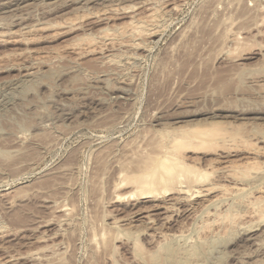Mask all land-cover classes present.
<instances>
[{
  "label": "rangeland",
  "instance_id": "1",
  "mask_svg": "<svg viewBox=\"0 0 264 264\" xmlns=\"http://www.w3.org/2000/svg\"><path fill=\"white\" fill-rule=\"evenodd\" d=\"M263 16L264 0H0V264H264ZM176 138L229 189L139 187Z\"/></svg>",
  "mask_w": 264,
  "mask_h": 264
},
{
  "label": "bare ground",
  "instance_id": "2",
  "mask_svg": "<svg viewBox=\"0 0 264 264\" xmlns=\"http://www.w3.org/2000/svg\"><path fill=\"white\" fill-rule=\"evenodd\" d=\"M233 2V1H232ZM231 2V3H232ZM248 6H250V5H248ZM253 7H254V5H253ZM256 7V6H255ZM243 8V7H242ZM259 10V9H258ZM102 13V12H101ZM229 13H231V12H229ZM243 13V12H242ZM99 15V14H98ZM149 16V15H148ZM154 16V15H153ZM235 16V15H234ZM239 15L237 14V16L235 17V18H239L238 17ZM240 16H242V15H240ZM151 17V16H150ZM233 17V16H232ZM231 17V18H232ZM247 18L248 16H242V18ZM212 18V17H211ZM214 18V17H213ZM227 18H229V17H227ZM234 18V17H233ZM245 18V19H246ZM249 18H251V16L249 17ZM261 18V17H260ZM219 19V18H218ZM216 20H217V17H216ZM215 20V21H216ZM220 20V19H219ZM219 20H217V21H219ZM222 20H224V18L222 17V19H221V21ZM229 19H227L226 20V17H225V21L227 22ZM239 21H240V19H238ZM247 20V19H246ZM250 20V19H249ZM253 20V22L255 21V19H251L250 21H252ZM263 22H264V16L262 17V19H261ZM212 21V20H211ZM217 21H216V23H217ZM232 21V20H231ZM249 21V22H250ZM260 21V20H259ZM262 21L260 22L261 24H263L262 23ZM214 22V21H213ZM212 22V23H213ZM222 22H224V21H222ZM225 22V23H226ZM234 24H235V22H234V20L232 21ZM236 22H237V20H236ZM242 24L240 25V24H237L238 25V30H237V40L239 39V38H242V36L240 37V35H238V34H241L242 33V31H244V32H246V31H248L249 29H247L251 24L250 23H246V21H240ZM220 23V25H221V22H219ZM224 23V24H225ZM252 23V22H251ZM257 23H259V22H257ZM223 24V23H222ZM223 24V25H224ZM231 24V23H230ZM246 24L248 25V27L246 26ZM254 25H255V22L253 23ZM223 25H222V27H223ZM258 25V24H257ZM206 26V25H205ZM213 26V25H212ZM259 26V25H258ZM208 28H209V26H207ZM247 27V28H246ZM254 27V26H253ZM124 28V27H123ZM135 28V27H134ZM206 28V27H205ZM205 28L203 29V30H205ZM210 28H212L211 27V25H210ZM209 28V29H210ZM213 28H214V26H213ZM212 28V29H213ZM255 28V27H254ZM209 29H207L206 28V30L208 31ZM217 29L218 28H214L213 30H216L217 31ZM236 29V28H235ZM247 29V30H246ZM260 29V28H259ZM132 30H133V28H132ZM136 30V29H135ZM200 30V29H199ZM199 30L197 29L196 31H198L199 32ZM205 30V31H206ZM219 31H221V29L219 28L218 29ZM222 30H224V29H222ZM234 30V29H233ZM138 31H139V29H138ZM210 32H212L211 31V29L209 30ZM218 31V32H219ZM225 31V30H224ZM223 31V32H224ZM119 32H120V30H119ZM125 32V31H124ZM136 32H137V30H136ZM210 32H209V34H210ZM222 32V31H221ZM221 32H220V34H221ZM226 33H228L227 31H225ZM224 32V33H225ZM244 32H243V34H244ZM249 32V31H248ZM263 33H264V31H262ZM262 32L260 31V33L262 34ZM120 33H122V32H120ZM148 33V32H147ZM206 33V32H205ZM258 33V32H257ZM116 34V33H115ZM126 34V33H125ZM208 34V33H207ZM212 34V33H211ZM208 35V37H210V36H212V35ZM216 34L218 35V33L217 32H215V36H216ZM106 35V34H105ZM201 35V34H200ZM229 35V34H228ZM233 35H235V34H233ZM245 35H246V33H245ZM264 35V34H263ZM113 36V35H112ZM214 36V37H215ZM221 36V35H220ZM223 34H222V37H220V40L222 41V39L221 38H223ZM213 37V36H212ZM229 37V36H228ZM234 37V36H233ZM114 38V37H113ZM117 38V37H116ZM216 38V37H215ZM217 38H219V35L217 36ZM225 39V38H224ZM226 39H227V37H226ZM226 39H225V41H226ZM228 39H230V38H228ZM243 39V38H242ZM245 39V38H244ZM216 40V39H215ZM232 40V39H231ZM234 40H236V39H234ZM236 40V41H237ZM253 40V39H252ZM225 41H224V43H225ZM246 41V40H245ZM108 42V41H107ZM217 42V44L219 43V44H221V42L220 41H216ZM228 42V41H227ZM234 42V41H233ZM237 42H239V41H237ZM259 42V41H258ZM223 41H222V46H223ZM240 43H241V41H240ZM248 43V42H247ZM254 43V42H253ZM261 43V42H260ZM253 45V44H252ZM255 45H257V44H255ZM259 45H261V44H259ZM238 46V45H237ZM230 47V46H229ZM239 47V46H238ZM237 47V48H238ZM240 47H241V45H240ZM264 47V45L262 46L261 45V48H263ZM255 49V48H254ZM241 54V53H240ZM239 55V54H238ZM256 75V74H255ZM256 77V76H255ZM251 80V79H250ZM261 80V79H260ZM257 82V81H256ZM255 84V83H254ZM242 87V86H241ZM238 88V87H237ZM242 90V89H241ZM237 91V90H236ZM240 91V90H239ZM251 95V94H250ZM243 104V103H242ZM244 105V104H243ZM252 105V104H251ZM261 105V104H260ZM258 106V105H257ZM257 106H255V107H257ZM262 106V105H261ZM239 107V106H238ZM248 107V106H247ZM246 107V108H247ZM259 107V106H258ZM257 107V108H258ZM239 109V108H238ZM245 109V108H244ZM263 109V108H262ZM261 109V110H262ZM252 110V109H251ZM242 111V110H241ZM244 111V110H243ZM245 111H247L246 109H245ZM253 111H257V109H255V110H253ZM259 111V110H258ZM262 111H264V109L262 110ZM214 114V113H213ZM222 117V116H221ZM214 128L215 127H213V130H212V128H205V129H203V130H194V132L192 133V134H189L188 135V137H196V138H200L201 136L200 135H205V136H208L209 134H211L212 132L214 133L215 132V130H214ZM222 130H224V129H222ZM221 130V131H222ZM192 131V130H191ZM217 131V130H216ZM217 133V132H216ZM213 135V134H212ZM216 137V136H215ZM208 138H210V137H208ZM250 138V137H249ZM205 139V138H204ZM204 139H202L201 140V142L203 143L204 142ZM258 139V138H257ZM259 141V140H258ZM182 139L181 138H176V139H174L173 141H172V145L170 144V149H169V152L168 151H166L165 153H163V154H161L159 157L157 156V158H155L154 160H155V162H153V164L150 166V164H148L149 165V169L147 168V167H145L146 169H147V171L142 175H140L139 177H138V179H140V181L137 179V178H135V180L136 181H139L138 183H136V184H138V185H140L139 187H144V189L146 188L147 190H146V193H152V192H154L155 191V189L156 188H153V187H155V186H160L161 185V187H165V186H167L168 184H170L171 182H173V181H175L176 183H175V186L177 187V180H180L179 179V177H185L186 179H184V178H182V179H184V181L183 182H181L180 183V186H178V187H180V190H183V189H186V191H190V189L191 188H195V190H194V193H197V194H201V195H208L209 193H213V191L214 190H216L217 191V189L219 190L220 188H222V189H224V188H226L225 187V184H222L221 182H223V180H224V178H225V180L227 181L228 179L226 178L227 176H225V177H223L224 175L222 174V176L221 177H219V179L218 180H215L216 182H210L209 184H207V185H204V184H202V182L203 181H205L204 179H201V178H203L204 177V174L207 172V171H205L203 168L202 169H200L199 167H197L196 166V164L197 163H195V165H193V163H186V161L184 160V158L182 157V155H181V153H180V147H181V144H182ZM231 143V142H230ZM249 143V142H248ZM227 144V143H226ZM234 144V143H233ZM236 145V144H235ZM242 145V144H241ZM252 145H253V143H252ZM251 145V146H252ZM234 146V145H233ZM168 147V146H167ZM225 147V146H224ZM235 147H238V146H235ZM233 148V147H232ZM239 148H241V146H239ZM255 148V147H254ZM230 149V148H229ZM234 149V148H233ZM256 150V149H255ZM248 151V150H247ZM256 151H258V150H256ZM230 152V151H229ZM259 152V151H258ZM264 152V151H263ZM255 153H257V152H255ZM234 154H236V153H234ZM223 155V154H222ZM248 155V154H247ZM243 156V155H242ZM250 156V155H249ZM257 159V158H256ZM218 160V159H217ZM227 161V160H226ZM249 161V160H248ZM196 162H197V160H196ZM202 162V161H201ZM252 162V161H251ZM255 162H257V161H255ZM210 163V162H209ZM208 163V164H209ZM232 163V162H231ZM237 163V162H236ZM235 163V164H236ZM248 163V162H247ZM203 164V163H202ZM206 164V163H205ZM231 165V164H230ZM229 165V166H230ZM256 165V164H255ZM211 166V165H210ZM237 166V165H236ZM235 166V167H236ZM253 166V165H252ZM200 167H202V166H200ZM206 167H207V165H206ZM234 167V168H235ZM144 168V169H145ZM214 168V167H213ZM232 168V167H231ZM238 168V167H237ZM253 168V167H252ZM144 169H143V171H144ZM208 169V168H207ZM230 169V168H229ZM236 169V168H235ZM224 170V169H223ZM243 170V169H242ZM233 171V170H232ZM237 171H239V170H237ZM224 173V172H223ZM229 174V173H228ZM207 175V174H206ZM231 175V174H230ZM234 175H232V177H233ZM244 176V175H243ZM240 177V176H239ZM249 177V176H248ZM257 177V176H256ZM229 178V177H228ZM231 178V177H230ZM236 178V177H235ZM201 179V180H200ZM233 179H234V177H233ZM244 179V178H243ZM248 179V178H247ZM255 179V178H254ZM203 180V181H202ZM213 180V179H212ZM230 181V180H229ZM232 182H233V180H231ZM230 181V182H231ZM251 181V180H250ZM135 182V181H134ZM231 182V183H232ZM203 183H205V182H203ZM226 183V182H225ZM238 183V182H237ZM249 183V182H248ZM182 184H184L183 186H182ZM206 184V183H205ZM227 184V183H226ZM261 184H263V183H261ZM163 185V186H162ZM169 186H171V185H169ZM169 186H168V188L167 187H163L164 189L163 190H166V189H169ZM228 186H229V184H228ZM240 186V185H239ZM231 187V186H230ZM228 188V187H227ZM227 188H226V191H227ZM257 188V187H256ZM175 189V188H174ZM222 189H220V190H222ZM229 189V188H228ZM238 189V188H237ZM240 189V188H239ZM264 189V188H263ZM220 190H219V192H220ZM260 190V189H259ZM262 190V189H261ZM177 191H178V189H177ZM224 191V190H223ZM263 191V190H262ZM251 192H253V190L251 191ZM211 193V194H212ZM210 194V195H211ZM204 198V197H203ZM214 198V197H213ZM264 200V199H263ZM204 201V200H203ZM208 201V200H207ZM248 206H249V204H248ZM255 206V205H254ZM257 206V205H256ZM253 207V206H252ZM259 208V207H258ZM250 210V209H249ZM263 210H264V208H263ZM260 211V210H259ZM262 211V210H261ZM264 212V211H263ZM262 212V213H263ZM261 213V214H262ZM260 214V215H261ZM215 215V214H214ZM257 215V214H256ZM264 215V214H263ZM228 216V215H227ZM230 216V215H229ZM216 217V216H215ZM218 217V216H217ZM225 217V216H224ZM233 217V216H232ZM230 218V217H229ZM262 218V217H261ZM227 219V218H226ZM263 219V218H262ZM213 220V219H212ZM219 221V220H218ZM261 220L259 219V221L258 222H260ZM257 224V223H256ZM259 225V224H258Z\"/></svg>",
  "mask_w": 264,
  "mask_h": 264
}]
</instances>
